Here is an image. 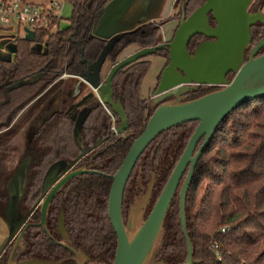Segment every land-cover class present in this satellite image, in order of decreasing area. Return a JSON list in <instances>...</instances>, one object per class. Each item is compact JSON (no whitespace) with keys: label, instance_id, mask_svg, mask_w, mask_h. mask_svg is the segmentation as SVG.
I'll return each instance as SVG.
<instances>
[{"label":"trees","instance_id":"16d2710c","mask_svg":"<svg viewBox=\"0 0 264 264\" xmlns=\"http://www.w3.org/2000/svg\"><path fill=\"white\" fill-rule=\"evenodd\" d=\"M110 1L69 0L71 15L66 27H57L54 31L35 29L33 42L22 37L15 40L13 59L0 60V131L63 75L81 77L93 84L100 82L106 61L113 66L132 46L139 47L133 53L157 46L165 24L177 21L179 27L181 19H187L206 2L176 0L177 14L157 22L141 23L134 30L118 33L108 40L93 32ZM209 18L214 26L212 14ZM251 36L252 44L256 45L264 36V22L252 26ZM204 39L208 40L204 35H196L190 40L188 50L192 56ZM32 44L42 45L44 50L32 52ZM259 52L264 55V47ZM153 56L166 60L164 69L168 66L169 48ZM151 64L143 58L119 70L112 79V100L120 102L127 117L128 128L123 136L111 137V118L94 96L85 104L87 113L77 135L74 118L62 110L50 114L38 127L23 156L30 157L21 196L25 209L31 210L42 199L44 177L54 165H68L85 151L75 169L87 168L98 173L71 179L53 196L46 217V227L53 239L41 226L34 225L39 222L40 213L33 212L29 218L33 225L27 228L22 247L17 250L19 259L75 264L73 254L55 243L59 240L55 222L62 207L69 235L67 246L82 252L86 264H112L116 234L107 214L111 176L155 111L151 99L140 95L141 82ZM69 80L76 82V79ZM211 91L195 92L189 99ZM105 106L119 126V118ZM197 125L190 122L164 132L138 159L124 197L137 195L139 189L147 186L151 190V204L145 216L161 195ZM185 176L164 221L157 263L185 264L187 260L179 215V195ZM186 216L194 248L193 264H264V98L242 105L218 127L196 167L187 195ZM223 227L227 228L225 232ZM9 245L0 251L1 264H8ZM218 252L221 258L217 257Z\"/></svg>","mask_w":264,"mask_h":264},{"label":"water","instance_id":"95a60500","mask_svg":"<svg viewBox=\"0 0 264 264\" xmlns=\"http://www.w3.org/2000/svg\"><path fill=\"white\" fill-rule=\"evenodd\" d=\"M253 1L206 0L187 19H181L180 25L170 42L139 49L121 59L110 68L103 81L93 84L84 79L90 89L97 88L101 102L109 106L119 118L117 132L122 134L128 128L127 117L120 102L112 100L111 83L113 77L122 68L154 55L163 48H169L170 62L162 72L155 97L151 100V106L155 108V111L148 118L141 134L133 141L120 167L112 177L107 206L108 219L116 234V251L112 264H145L155 245L159 242L160 247L155 255L156 262L161 249V232L168 209L186 173L180 189L179 215L187 244L185 264L194 263V248L187 227L186 200L198 162L210 145L218 127L232 112L248 102L264 98V55L257 57L259 51L264 47V36L254 46L246 61V51L249 50L253 42L251 28L258 22L264 21L262 13L248 12ZM209 14H212L216 26H211ZM24 32V39L33 42V31L26 28ZM93 33L95 35V31ZM196 35H204L208 40L198 44L192 56L188 50V44ZM230 74H235L232 80L227 78ZM200 85L209 87L222 85L224 87L193 101H182L183 95L196 90ZM93 96L95 97L93 93H88L69 106L66 113L79 109ZM172 98L174 100L163 103V101ZM86 111L87 109H83L78 116L76 112L74 113L76 135ZM190 122H196L198 125L186 149L152 210L149 211L139 226L133 227V232L130 234L132 220L126 225L124 224L121 205L125 184L136 162L158 136L172 128ZM85 154V151L81 152L68 165H54L46 173L41 191L42 200L39 206L41 221L39 225L44 226L45 224L47 207L53 195L71 179L88 173L84 168L69 172L73 163ZM28 163L29 158L20 164L9 183V194L4 205L8 238L4 247L14 238L26 217V215L25 217L21 216L20 202L28 174ZM57 172H60L61 179L56 177ZM14 218L19 220L10 223L15 220ZM57 223L59 228L63 229L62 211L58 216ZM23 232L24 230L17 236L9 254V262L12 260L15 247ZM64 239H67L66 235ZM59 245L66 247L76 255L74 250L63 244ZM82 257L85 259L84 255ZM59 263L26 260L18 264ZM76 264H81V262L76 260ZM156 264L161 263L156 262Z\"/></svg>","mask_w":264,"mask_h":264},{"label":"crops","instance_id":"0c3cea01","mask_svg":"<svg viewBox=\"0 0 264 264\" xmlns=\"http://www.w3.org/2000/svg\"><path fill=\"white\" fill-rule=\"evenodd\" d=\"M35 1L37 0H33V2ZM175 2L176 0H112L105 7L104 15L101 18L98 27L95 29V35L104 39H108L109 37L118 33L127 32L130 31V29L137 28V26L141 23L157 22L159 19H166L170 16ZM60 20H62V18H60ZM177 28V21H171L167 23L166 26L164 25L161 28L162 35L160 34V37L162 38L160 40L159 37V43L161 44L170 42L173 39ZM41 46L42 45L32 44L31 49L35 48L38 50V47ZM138 48L139 47L137 46H132L128 48L124 54L127 57ZM15 51L16 46L12 42V38L10 36L0 34V60L11 61L13 58L10 57H14ZM157 61L159 62V72L156 78L157 81L155 82V86L158 82L159 75L166 65L165 59L158 58ZM107 62L108 61H106L101 71V81H103V79L108 74V71L112 67L109 65L107 69ZM69 79H76L77 84L75 81H70ZM58 81L59 83L55 84L57 86L56 88L53 86L51 89L45 92L44 95L35 99L28 106H26L20 112L11 127L0 133V155L4 153L2 154L4 155V158L0 166V179L7 176L8 173H11L19 164L21 156L23 155V150L21 148V144L23 143L22 140L24 137L29 135V133H32L37 124L41 123L42 118H44L42 115L44 112L43 110L45 108L49 110L44 113L46 118L49 113L59 110L62 107L63 90L60 89L61 92H59V90L57 93L55 90L60 86L65 87L66 89H72L74 95H72L71 99L73 98V100H77L81 94L86 92L87 89H90L83 78H72L63 75ZM76 85H79L80 87L75 89L74 86ZM151 94L152 91L149 92V96H151ZM53 96H55L54 100L48 102L47 100ZM142 98L148 97L143 96ZM49 103L53 104L49 105ZM1 209L2 208H0V211ZM6 222V217L0 215V241L4 243L8 235Z\"/></svg>","mask_w":264,"mask_h":264},{"label":"flooded vegetation","instance_id":"af4514ba","mask_svg":"<svg viewBox=\"0 0 264 264\" xmlns=\"http://www.w3.org/2000/svg\"><path fill=\"white\" fill-rule=\"evenodd\" d=\"M248 12H250V13H263L264 14V0H254L253 1V3L249 6V8H248ZM264 22V21H263ZM212 26V25H211ZM214 26H216V24L214 25ZM205 40H207V39H204L203 41H205ZM203 41H201V42H203ZM200 42V43H201ZM254 46H255V44H252V45H250V48H249V50L248 51H246V61L248 60V57H249V55L251 54V51H252V49L254 48ZM260 53V52H259ZM259 53L257 54V57H259V56H262V55H259ZM230 75H232L231 77H229ZM227 78L228 79H230V80H232L233 78H234V76H235V74H230ZM62 78V77H61ZM60 78V79H61ZM105 79V78H104ZM159 82H160V80L157 82V84H156V86H155V88H154V90H153V92H152V94H151V96H149L147 99H153L154 97H155V92H156V90H157V88H158V86H159ZM57 83H59V81L57 80V81H55V82H53L49 87H48V89L45 91V92H47L49 89H51L53 86L56 88L57 86L55 85V84H57ZM61 83V82H60ZM75 84V83H74ZM76 84H77V82H76ZM61 87V88H60ZM59 88H57L55 91H56V93L60 90V89H62L63 90V99H62V107L59 109V110H62V111H65V113H66V111H67V108L69 107V106H71L72 104H74V103H76L77 101H79L80 99H82V97H84L85 95H87L88 93H93L92 91H91V89H89V91H87V92H84L83 94H81V97H79L77 100H73V98L71 99V97H72V95H74V93H73V91H72V89L70 90V89H66L65 87H62V86H60ZM224 86H222V85H219V86H202V85H200V86H198L197 87V89L196 90H194V91H192V93H190V94H185V95H183L181 98H182V101H186V102H189V101H193V100H190L189 98H191L192 96H194V93L195 92H204V91H208V90H210V89H212V91L211 92H213V91H216V90H219V89H222ZM74 88L76 89V88H79L77 85L76 86H74ZM73 88V89H74ZM74 89V90H75ZM70 90V91H69ZM45 92L43 93V94H41L40 96H42V95H44L45 94ZM59 92H61V90L59 91ZM75 92V91H74ZM210 92V93H211ZM55 93V94H56ZM39 96V97H40ZM39 97H37V98H39ZM36 98V99H37ZM200 98V97H199ZM198 99V98H197ZM89 100V99H88ZM87 100V101H88ZM172 101V100H174L173 98L172 99H168V100H165V101H163V103H166V102H168V101ZM195 100V99H194ZM34 101V100H33ZM32 101V102H33ZM64 101H65V103H64ZM86 101V102H87ZM98 101V100H97ZM86 102L84 103V105L82 106V107H80L79 109H76V110H74V111H71L70 113H66L67 115H70V117H72V118H74V120H75V122H76V117H75V112H76V114H77V116L80 114V112L83 110V109H86V107H85V104H86ZM31 103V102H30ZM29 103V104H30ZM99 103V102H98ZM28 104V105H29ZM53 103H49V105H52ZM100 104V103H99ZM27 105V106H28ZM101 105V104H100ZM26 107V106H25ZM24 107V108H25ZM23 108V109H24ZM103 108V107H102ZM22 109V110H23ZM21 110V111H22ZM59 110H56V111H53V112H58ZM20 111V112H21ZM47 111H49V110H47V108H45L44 109V112H47ZM105 111V110H104ZM20 112L16 115V117L13 119V121L11 122V124L7 127V128H5L4 130H2V131H0V133L1 132H3V131H5V130H7V129H9L10 127H11V125L13 124V122L15 121V119L18 117V115L20 114ZM53 112H51V113H49V115L50 114H52ZM86 113H87V111H86ZM44 114V113H43ZM107 114V113H106ZM48 115V116H49ZM108 115V114H107ZM47 116V117H48ZM46 117V118H47ZM45 118V119H46ZM44 118H42V120H41V123L40 124H37L36 126H35V128L33 129V131H32V133L30 134L29 133V135H27L26 137H24L23 138V143L21 144V148H22V150H23V155L21 156V160H20V162H19V164L16 166V168L11 172V173H8L7 174V176H5V177H2L1 179H0V208H2L1 209V211H0V215L1 216H4V210H5V208H4V205H5V203H6V200H7V195L9 194V186H10V181H11V178H12V176L14 175V173L16 172V170L18 169V167L20 166V164L23 162V161H25L27 158H29V160H30V157L29 156H25L24 158H23V156L24 155H26V151H27V149L29 148V145H30V143H31V140H32V138H33V136H34V134L36 133V131L38 130V127L43 123V121L45 120ZM115 128L114 129H112V124H111V127H110V131H111V133H112V135H111V137H117V136H123L124 135V133H122V134H120V133H118L117 132V129H118V125H116V123H115V126H114ZM75 160V159H74ZM73 160V161H74ZM78 161L79 160H77L75 163H73V165H72V168L69 170V172H71V171H73V170H75V167H76V164L78 163ZM29 163H30V161H29ZM29 163H28V168H29ZM137 163V162H136ZM136 165V164H135ZM120 167V166H119ZM135 167V166H134ZM134 169V168H133ZM77 170V169H76ZM85 171H88V173H86L85 175H88V174H94V173H98V172H95V171H92V170H90V169H87V168H85L84 169ZM118 170V169H117ZM133 171V170H132ZM68 172V173H69ZM29 173V172H28ZM116 173V172H115ZM132 173V172H131ZM84 175V174H83ZM131 175V174H130ZM56 177H58V179H61V177L62 176H60V172H57L56 173ZM112 177L113 176H111V180H112ZM45 178V177H44ZM129 178H130V176H129ZM129 178H128V180H129ZM128 180H127V182H126V184H125V187H124V191H123V195H122V205H121V210H122V218H123V216H124V209H125V207H126V205L131 201L132 202V200L135 198V197H139L140 195H144V196H146L147 197V202H146V204L144 205V211H146L147 210V208H148V205L149 204H151V203H149V202H151V198H149V197H151V195H149V194H151V192H149V191H151V190H149V188L146 186V189H144V188H142V190L141 189H139L140 191H138V193H137V195H127L126 197H124V192H125V190H126V187H127V184H128ZM44 181V180H43ZM57 182V181H56ZM55 182V183H56ZM111 184H112V181H111ZM65 185V184H64ZM63 185V186H64ZM62 186V187H63ZM149 186H151V184H149ZM61 187V188H62ZM111 187V186H110ZM60 188V189H61ZM59 189V190H60ZM58 190V191H59ZM42 191V190H41ZM58 191L55 193V195L58 193ZM109 192H110V189H109ZM54 196V195H53ZM108 196H109V194H108ZM53 198V197H52ZM129 199V200H128ZM42 200V199H41ZM41 200L36 204V206H34L31 210H29V209H25L24 207H23V204H22V201L20 202V213H21V216H24L25 217V215H26V217H25V220H24V222H23V224L21 225V227L18 229V231H17V233L14 235V238L6 245V246H8L9 244L11 245V248H10V251H9V253H8V258H9V254H10V252H11V249H12V247H13V245L15 244V242H16V239H17V236L20 234V232L22 231V230H24V232H23V234H22V236H21V239L18 241V243H17V245H16V247H15V250H14V253H13V256H12V260H11V262H9L8 264H18L19 262H21V261H26V260H24V259H19V253L20 252H18L19 251V249H21V242H22V240H23V236H24V234H25V232L27 231V228L30 226V225H33L32 223H30L29 222V218H30V216L33 214V212H35V211H39V213H40V202H41ZM128 200V201H127ZM51 202V201H50ZM156 203V202H155ZM50 204V203H49ZM107 206H108V200H107ZM47 209H48V207H47ZM152 210V209H151ZM62 211V215H63V208L61 207V208H59V212H58V215H57V219H56V233H57V235L59 236V240L58 241H55V243L57 244V245H59V244H63L64 246H67V243L69 242V235H68V232H67V230H66V228H65V226H64V217H63V229H61V228H59V225H58V223H57V220H58V216H59V214H60V212ZM144 215H145V212H144ZM148 215V214H147ZM64 216V215H63ZM5 217V216H4ZM46 217H47V211H46ZM144 218H146V216L144 217ZM15 219V218H14ZM17 220H19V219H15L14 221L12 220L10 223H15V221H17ZM40 221H41V213H40V220H39V222H37V223H34V225H38V226H41L43 229H44V231L47 233V235L49 236V238L50 239H53L52 238V235L51 234H49V232H48V229H47V227H46V218H45V224H44V226L43 225H39V223H40ZM24 226H26L25 227V229H24ZM65 235L67 236V239H64L65 238ZM7 238H8V235H7ZM7 238H6V240H7ZM6 242V241H5ZM5 244V243H4ZM9 245V246H10ZM4 247V246H3ZM68 247V246H67ZM64 248H66V247H64ZM68 248H70V247H68ZM67 249V248H66ZM71 249V248H70ZM18 250V251H17ZM71 250H73V249H71ZM1 251V250H0ZM69 251V250H68ZM75 251V253H76V255L73 253V252H71L72 254H73V256H74V261H75V264H76V260H78V258H81L82 257V255H84L82 252H79V251H76V250H74ZM16 255V256H15ZM83 258V257H82ZM76 259V260H75ZM28 260V259H27ZM14 262V263H13ZM81 264H86V257H85V259L83 258L81 261ZM0 264H1V261H0Z\"/></svg>","mask_w":264,"mask_h":264},{"label":"built area","instance_id":"2783aa9c","mask_svg":"<svg viewBox=\"0 0 264 264\" xmlns=\"http://www.w3.org/2000/svg\"><path fill=\"white\" fill-rule=\"evenodd\" d=\"M46 1V3H38L26 0H10L8 2L0 0V34L10 36L12 42L15 44V40L18 37L24 38L26 28L33 31V33L35 29H49L50 31H54L52 29L57 28L55 21L59 18L56 11L60 9L62 0ZM91 91L105 112L110 116L112 129H114L115 118L99 99L97 88H91ZM226 230V227L222 228V232ZM216 255L218 258H221L220 252Z\"/></svg>","mask_w":264,"mask_h":264},{"label":"rangeland","instance_id":"374dc122","mask_svg":"<svg viewBox=\"0 0 264 264\" xmlns=\"http://www.w3.org/2000/svg\"><path fill=\"white\" fill-rule=\"evenodd\" d=\"M26 1H28V0H26ZM32 2H33V0H32ZM35 2H38V3H46L47 1L46 0H37ZM178 12H179L178 7H174L173 6L172 7V11L170 13V16L175 15ZM56 13L59 15L60 18H62V20H60V18H57L56 19L57 21H55V24L57 25V27H66L67 24H68L67 23V19L71 15V6H70V3H69V0H62L61 1V7H60V9L58 11H56ZM160 20H163V19H159L157 21H160ZM165 26H166V24H165ZM55 29H56V27H55ZM55 29H52V30H55ZM134 29H130V31L131 30H134ZM114 36H116V35H113V36L109 37L108 40L112 39ZM161 38L162 37H160V40H161ZM43 49H44L43 46H41L39 48L40 51H43ZM31 51L32 52H38V53H40V51H38L35 48L34 49H31ZM124 57H126V55L125 56H122L121 58H124ZM10 58H13V57L11 56ZM158 58L159 57L153 56V55L148 56V57L145 58L146 60L151 61L152 64H151V68H149L147 74L145 75V77L143 78V80L141 82L140 95L142 97L143 96L149 97V92H151V91L153 92V88L155 86V82L157 81L156 78H157V75H158V72H159L158 71L159 70V62L157 61ZM109 64L110 63L107 62V64H106L107 69L109 67ZM65 76H68V75H65ZM68 77H70V76H68ZM77 86L80 87L79 85H77ZM54 98H55V96L49 98L47 101L48 102H51V101L54 100ZM64 103H65V101H64ZM47 105H48V103H47ZM43 113H45V112H43ZM42 115L45 118V115L44 114H42ZM2 154H4V153H2ZM2 154L0 155V166H1V162H2V160L4 158V155H2ZM0 177H1V172H0ZM146 202H147V197L144 196V195H140L139 197H135L132 200V202L130 201L126 205V207L124 209L123 222L126 225L130 220H132V229L130 230V234H132V232H133V227L139 226L142 223V221L145 219L144 218L145 217V215H144V212H145L144 211V209H145L144 208V205L146 204ZM3 246H4V242H1L0 241V250L2 249ZM159 247H160V244L158 242L155 245V248H154L152 254L149 255V257L147 259V262L145 264H156V262H155V255L158 252ZM82 259H83L82 257L81 258H78V262H80Z\"/></svg>","mask_w":264,"mask_h":264}]
</instances>
